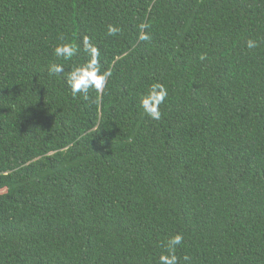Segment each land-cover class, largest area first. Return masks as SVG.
Wrapping results in <instances>:
<instances>
[{
  "label": "trees",
  "instance_id": "obj_1",
  "mask_svg": "<svg viewBox=\"0 0 264 264\" xmlns=\"http://www.w3.org/2000/svg\"><path fill=\"white\" fill-rule=\"evenodd\" d=\"M83 35L113 75L73 98ZM2 190L0 264H264V0H0Z\"/></svg>",
  "mask_w": 264,
  "mask_h": 264
},
{
  "label": "clouds",
  "instance_id": "obj_2",
  "mask_svg": "<svg viewBox=\"0 0 264 264\" xmlns=\"http://www.w3.org/2000/svg\"><path fill=\"white\" fill-rule=\"evenodd\" d=\"M149 27L150 25L146 22L140 24V40L148 41L151 39L150 34L145 31ZM119 32L120 29L117 26L107 25L108 36H116ZM246 46L248 49H254L258 47V41L249 39L246 42ZM81 51L85 54L86 59L70 63L67 69L63 63L53 62L48 66V72L51 75H63L73 98L80 93L85 94V98H87L89 90L102 93L107 81L113 75L111 69H101L100 50L87 35L81 37L80 44L71 40L63 41L62 39L53 49L55 57L65 62L73 61V58ZM199 58L203 60L205 55L201 54ZM167 96V88L162 83L154 82L141 94L139 106L147 116L153 120H160L162 116L160 106L164 103ZM183 240L184 237L180 233L172 235L167 240L163 245L166 254L160 255V264H181V258L176 253L177 247L182 244ZM183 260L187 261L188 257L185 255Z\"/></svg>",
  "mask_w": 264,
  "mask_h": 264
},
{
  "label": "rangeland",
  "instance_id": "obj_3",
  "mask_svg": "<svg viewBox=\"0 0 264 264\" xmlns=\"http://www.w3.org/2000/svg\"><path fill=\"white\" fill-rule=\"evenodd\" d=\"M4 192V190L0 191V193Z\"/></svg>",
  "mask_w": 264,
  "mask_h": 264
}]
</instances>
